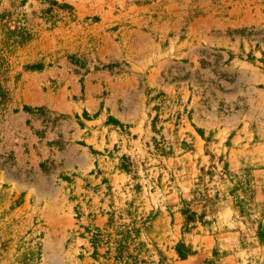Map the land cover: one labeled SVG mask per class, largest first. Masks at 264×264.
<instances>
[{
  "label": "rangeland",
  "instance_id": "374dc122",
  "mask_svg": "<svg viewBox=\"0 0 264 264\" xmlns=\"http://www.w3.org/2000/svg\"><path fill=\"white\" fill-rule=\"evenodd\" d=\"M0 264H264V0H0Z\"/></svg>",
  "mask_w": 264,
  "mask_h": 264
},
{
  "label": "trees",
  "instance_id": "16d2710c",
  "mask_svg": "<svg viewBox=\"0 0 264 264\" xmlns=\"http://www.w3.org/2000/svg\"><path fill=\"white\" fill-rule=\"evenodd\" d=\"M192 215H194V213H192ZM189 219V218H188ZM177 253H178V256L180 257H184V255H182V253L180 252L179 248L176 249Z\"/></svg>",
  "mask_w": 264,
  "mask_h": 264
}]
</instances>
